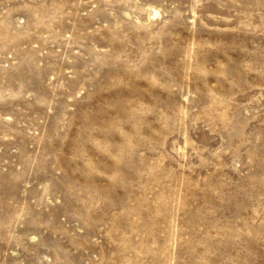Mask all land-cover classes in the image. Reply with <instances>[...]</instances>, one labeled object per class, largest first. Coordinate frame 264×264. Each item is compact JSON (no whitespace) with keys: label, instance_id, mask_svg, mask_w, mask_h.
Masks as SVG:
<instances>
[{"label":"rangeland","instance_id":"1","mask_svg":"<svg viewBox=\"0 0 264 264\" xmlns=\"http://www.w3.org/2000/svg\"><path fill=\"white\" fill-rule=\"evenodd\" d=\"M0 264H264V0H0Z\"/></svg>","mask_w":264,"mask_h":264},{"label":"bare ground","instance_id":"2","mask_svg":"<svg viewBox=\"0 0 264 264\" xmlns=\"http://www.w3.org/2000/svg\"><path fill=\"white\" fill-rule=\"evenodd\" d=\"M154 14H156V12H154Z\"/></svg>","mask_w":264,"mask_h":264}]
</instances>
